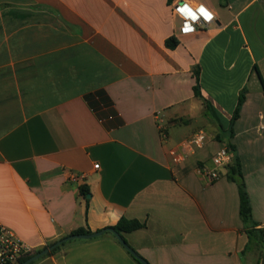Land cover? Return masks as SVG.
<instances>
[{
  "label": "crops",
  "instance_id": "1",
  "mask_svg": "<svg viewBox=\"0 0 264 264\" xmlns=\"http://www.w3.org/2000/svg\"><path fill=\"white\" fill-rule=\"evenodd\" d=\"M176 1L214 22L182 36L168 0H0V223L32 252L125 218L145 223L121 236L148 264H264L236 184L197 173L229 142L264 231V2ZM242 90L232 136L218 140ZM208 129L202 149L171 163V149ZM34 264L137 263L104 233Z\"/></svg>",
  "mask_w": 264,
  "mask_h": 264
},
{
  "label": "built area",
  "instance_id": "2",
  "mask_svg": "<svg viewBox=\"0 0 264 264\" xmlns=\"http://www.w3.org/2000/svg\"><path fill=\"white\" fill-rule=\"evenodd\" d=\"M264 2V0H263ZM187 5V7L196 14L193 20L187 14L180 12L178 9ZM203 7L209 14L210 18H205L199 9ZM169 9L172 16L180 21L179 35H190L196 33L202 27H208L215 20L214 14L205 6L196 4L191 5L185 1L173 0L169 3ZM190 29V30H186ZM161 137L165 138L166 133L160 128ZM210 140V137L204 131H198L189 138L183 140L177 147L169 151V157L173 165L182 164L187 157L193 155L196 151L202 149ZM226 158V159H225ZM233 162V157L226 145H222L216 150L210 160V165L201 164L197 167V173L204 179L212 182L223 174L227 173L229 166ZM99 165H94L98 169ZM78 176L71 174L69 180L76 182ZM82 178V177H81ZM32 249L24 242L19 240L15 234L0 223V264H16L21 258L30 254Z\"/></svg>",
  "mask_w": 264,
  "mask_h": 264
},
{
  "label": "trees",
  "instance_id": "3",
  "mask_svg": "<svg viewBox=\"0 0 264 264\" xmlns=\"http://www.w3.org/2000/svg\"><path fill=\"white\" fill-rule=\"evenodd\" d=\"M172 1L173 0H168V3H171ZM165 45L168 49H174L178 45V42L174 38H169L166 40ZM194 75L196 77V84L193 87L194 96L203 101L204 107H205V113L209 117V114H207V113H209L211 108H210L209 104L205 100H203V98L201 96L200 85H199V70L198 69L196 71H194ZM245 93H246L245 90H242L240 92V94L238 96V100H237V105L235 107V110H234L233 115H232L231 120H230L229 128L223 135H217L218 140H221V138L229 139L232 136L233 125L236 122V120L238 119L240 110H241V108L245 102ZM226 146L228 147V149L231 152L232 157H233V162L229 166L228 171H227V178L231 182L235 183L237 188H238L239 198H240V217H241V220L244 224L245 233L248 236L250 243L253 240L257 239L258 237L261 239V242L264 243V231L257 229V223L252 218L251 203H250V199H249L248 192L246 189V184H245L244 176L242 173L241 165H240L239 159L234 156L235 148L231 144H229V142L226 143ZM80 194L83 198H86L88 196L89 192L86 188L82 187V188H80ZM109 228L114 230L118 234L123 235V234H128V233H131V232L145 228V223H141L137 220H127L125 218H121L115 226L109 227ZM83 233H84V231L76 232V234H83ZM52 244H54V243H51L50 245H52ZM61 245L54 248L48 255L43 256L42 258H45V257H48V256L54 254L60 248ZM37 252H39V251H35V252H32V253L26 255L25 257L21 258L16 264L23 263L27 259L31 258L33 255H35ZM129 254L136 261L137 264H141L142 261L145 262L146 264H148L138 254H136V253L135 254L129 253ZM42 258H40V259H42ZM34 263L35 262H33L31 264H34Z\"/></svg>",
  "mask_w": 264,
  "mask_h": 264
},
{
  "label": "water",
  "instance_id": "4",
  "mask_svg": "<svg viewBox=\"0 0 264 264\" xmlns=\"http://www.w3.org/2000/svg\"><path fill=\"white\" fill-rule=\"evenodd\" d=\"M88 198H90L88 196ZM104 233H111L116 240L131 254H135L134 251L126 244V242L124 241V239L122 238V236L120 234H118L117 232H115L114 230L110 229V228H106L94 233H90V234H74V235H70L60 241H57L56 243L40 250L39 252H37L35 255H33L31 258L27 259L26 261H24L21 264H31L33 262L38 261L40 258H42L43 256L48 255L54 248H56L57 246L61 245L62 243L66 242V241H70V240H92V239H96L100 236H102ZM141 264H146L145 262H141Z\"/></svg>",
  "mask_w": 264,
  "mask_h": 264
},
{
  "label": "snow or ice",
  "instance_id": "5",
  "mask_svg": "<svg viewBox=\"0 0 264 264\" xmlns=\"http://www.w3.org/2000/svg\"><path fill=\"white\" fill-rule=\"evenodd\" d=\"M180 12L182 13H185L187 14V16H189L191 19L195 20L197 17H196V14L194 12H192L188 7L187 5H184L183 7L179 8L178 9ZM200 13L203 14L205 16V18H210L209 14L206 12V10L201 7L199 9ZM186 30H190V29H186Z\"/></svg>",
  "mask_w": 264,
  "mask_h": 264
},
{
  "label": "rangeland",
  "instance_id": "6",
  "mask_svg": "<svg viewBox=\"0 0 264 264\" xmlns=\"http://www.w3.org/2000/svg\"><path fill=\"white\" fill-rule=\"evenodd\" d=\"M215 2H218V4L221 6V7H223L224 5H225V3H226V1L227 0H214ZM248 37L250 38L249 40H250V44H251V47L253 48V40L251 39V37L249 36V34H248ZM250 45L249 44H246L245 45V47L246 48H248ZM250 47V48H251ZM208 136H211V134H210V132H209V129H208V131H204Z\"/></svg>",
  "mask_w": 264,
  "mask_h": 264
},
{
  "label": "clouds",
  "instance_id": "7",
  "mask_svg": "<svg viewBox=\"0 0 264 264\" xmlns=\"http://www.w3.org/2000/svg\"><path fill=\"white\" fill-rule=\"evenodd\" d=\"M262 119H264V117H262ZM260 127H264V125H261ZM226 159V158H225Z\"/></svg>",
  "mask_w": 264,
  "mask_h": 264
}]
</instances>
